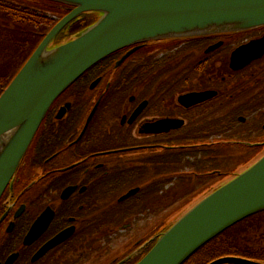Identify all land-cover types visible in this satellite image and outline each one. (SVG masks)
I'll return each mask as SVG.
<instances>
[{
  "label": "flooded vegetation",
  "instance_id": "obj_1",
  "mask_svg": "<svg viewBox=\"0 0 264 264\" xmlns=\"http://www.w3.org/2000/svg\"><path fill=\"white\" fill-rule=\"evenodd\" d=\"M89 71L0 199V264H137L176 209L264 156V27L141 43Z\"/></svg>",
  "mask_w": 264,
  "mask_h": 264
},
{
  "label": "water",
  "instance_id": "obj_2",
  "mask_svg": "<svg viewBox=\"0 0 264 264\" xmlns=\"http://www.w3.org/2000/svg\"><path fill=\"white\" fill-rule=\"evenodd\" d=\"M46 1L74 9L47 33L0 96V199L53 103L98 63L145 42L204 38L264 27V0ZM81 15H95L98 20L70 40L56 43ZM262 212L264 157L169 224L137 264H184L224 232ZM209 264L264 263L228 256Z\"/></svg>",
  "mask_w": 264,
  "mask_h": 264
},
{
  "label": "trees",
  "instance_id": "obj_3",
  "mask_svg": "<svg viewBox=\"0 0 264 264\" xmlns=\"http://www.w3.org/2000/svg\"><path fill=\"white\" fill-rule=\"evenodd\" d=\"M59 3L46 0H0V49L7 51L14 48V56L22 55L20 61L13 56L0 58V96L11 83L21 67L33 54L41 40L53 26L46 13H56ZM95 19L83 21L71 29V23L58 37L57 42L64 41V32L76 34L95 23ZM73 34V35H74ZM4 55L0 54V57ZM13 58L16 66L10 75L3 73L9 66L7 60ZM12 64V65H13ZM91 72V71H89ZM88 72V73H89ZM209 194V193H208ZM207 195V194H206ZM205 195V196H206ZM172 225V224H171ZM169 225V226H171ZM164 227V231L169 228ZM264 239V212L252 216L208 243L184 264H209L217 259L234 256L264 262V247L257 243Z\"/></svg>",
  "mask_w": 264,
  "mask_h": 264
},
{
  "label": "rangeland",
  "instance_id": "obj_4",
  "mask_svg": "<svg viewBox=\"0 0 264 264\" xmlns=\"http://www.w3.org/2000/svg\"><path fill=\"white\" fill-rule=\"evenodd\" d=\"M17 1H19V0H17ZM46 14H48L46 17H48V20L51 22V24L54 26V25H56L57 24V22H59V19L62 17V16H65V12H64V14L62 15V16H60L59 17V15H57V14H55V13H46ZM57 17H59L58 19H57ZM84 17H86V19H85V21H87V23H88V21H90L91 19H95L96 18V21L98 20V17L97 16H95V15H84ZM95 21V22H96ZM79 24V23H78ZM83 25V23H80V26H82ZM52 26V27H53ZM77 25H74V26H72L71 27V29L73 28V30L75 29V27H76ZM51 27V28H52ZM89 27V26H88ZM87 28V27H86ZM71 29H70V31H66V32H64L65 34H64V41H68V40H70L71 38H72V36H73V34L75 33H72L73 31H71ZM42 41V40H41ZM58 44H60V43H58ZM0 54H2V55H4V56H2V57H0V58H5V56H10V55H12L13 57H15L14 59H18V61H20V58L19 57H21L22 55L20 54V55H16V56H14V48H8L7 49V51H4L3 49H0ZM13 58L10 60V61H13L14 60ZM16 65L14 64V67H15ZM264 157V156H263ZM263 157H260V158H258V159H256V160H254L250 165H248L245 169H243V170H241L239 173H242L243 171H245V170H247L249 167H251L253 164H255L256 162H258L261 158H263ZM238 173V174H239ZM234 178V177H233ZM233 178H230V179H228V181H226L224 184H226V183H228L229 181H231ZM223 184V185H224ZM222 185V186H223ZM221 187V186H220ZM208 195V194H207ZM205 197V196H204ZM201 200V199H200ZM199 200V201H200ZM199 201H197L196 203H198ZM196 203H194L193 205H191L189 208H179V209H176V211H175V214H174V216H175V219L174 220H176L180 215H182V214H184L186 211H188L192 206H194ZM174 220L172 221V222H174ZM167 226H169V225H167ZM257 245V247H264V239L261 241V242H259V243H257L256 244ZM264 263V262H263Z\"/></svg>",
  "mask_w": 264,
  "mask_h": 264
}]
</instances>
